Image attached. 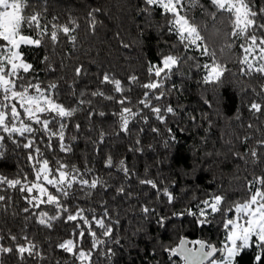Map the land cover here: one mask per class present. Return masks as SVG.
<instances>
[{
	"label": "trees",
	"instance_id": "trees-1",
	"mask_svg": "<svg viewBox=\"0 0 264 264\" xmlns=\"http://www.w3.org/2000/svg\"><path fill=\"white\" fill-rule=\"evenodd\" d=\"M30 3L38 7L40 0H30ZM201 3L208 12L215 11L209 0ZM255 3L257 7H264V0H255ZM93 8L102 10L96 14L99 23L95 31L91 30L87 15ZM143 8V0H47L44 22L57 17L55 23L65 24L71 17L79 25L73 33L77 37L75 45L61 35L55 45L46 40L39 48L23 46L26 59L35 69L25 82L35 78L44 86L56 83L59 101L66 106L76 107L81 92L85 93L84 99L92 101L91 105L81 106L68 121L66 137L76 136L71 142V153L61 152L55 139L49 150L46 138L40 142L41 133H37V143L53 167L57 160L74 164L81 170L88 167L93 170L91 175L105 182L94 190L74 188L73 194L64 201L72 212L80 207L102 216L105 208L108 210L106 222L114 229L112 240L118 239L120 243L110 240L98 249L93 264H183L180 257L166 251L176 247L181 238L191 247H197L191 243L197 240L219 246L224 239L222 214L210 217L212 222L205 225L197 223L198 216L178 214L187 213L188 209L196 212L197 205L212 194L226 197L222 206L226 210L247 197V181L264 176V146L258 144L264 140V112L250 110L253 102L264 105V93H261L264 77L241 74L239 41L231 50L226 47L231 42L226 36L230 31L228 16L218 14L213 20L200 8L193 11L202 26L205 42L229 71L219 84L205 85L202 71L195 68L189 71L191 62L184 65L185 75H173L165 88L175 84L177 89L160 101L153 100L161 108L171 105L176 109L175 115L166 114L161 123L138 101L144 95L142 85L149 80V62H157L161 52L174 51L170 46L176 44V37L167 31L166 19L159 9L147 14L141 11ZM258 22L264 23V18ZM26 32L34 35L31 29ZM179 50L183 52L182 48ZM188 55H196L201 63L209 59L195 52ZM45 56L49 58L47 62ZM79 65L84 66L86 74L76 77L74 68ZM105 72L122 81L126 89L123 95L130 100L125 106L142 109V115L130 122L128 132L120 130L118 117L113 115L120 110L116 100L121 94L115 93L110 84H100ZM132 75L138 78L136 83L129 81ZM97 89L114 96L115 100L88 95ZM89 111H103L105 116L93 115L89 119ZM142 117H147V122ZM76 123L81 126L79 131L74 127ZM153 128L159 131L153 132ZM101 131L105 133L103 143H99ZM17 139L21 145L25 142L23 138ZM252 149L259 153L256 160L250 155ZM4 151L0 175L17 178L27 174L28 180L34 179L28 149L6 139ZM109 155L116 165L111 168L105 167ZM121 160L130 175L119 170ZM145 179L156 181L158 188L139 182ZM120 187L125 189L123 193L118 192ZM165 187L174 196L172 203L160 191ZM0 195L8 197L6 202H0V236L3 237L0 243L14 247L16 243H25L26 235L43 255V259L26 256L21 261L11 253L0 256L3 264H76L72 256L56 246L64 239L75 238L76 222L66 223L61 219L52 229H47L37 223L36 214L39 211L55 214L53 207L43 205L24 213L23 209L29 207L25 193L0 186ZM143 207L151 212L144 214ZM86 215L91 218L92 213L86 212ZM162 217L165 218L163 226L158 223ZM96 231L99 235L101 230ZM9 234L17 236V241H12ZM82 246L90 248L91 238L86 236ZM108 247L116 253L111 260L103 254ZM255 251V248L246 250L239 264H254Z\"/></svg>",
	"mask_w": 264,
	"mask_h": 264
},
{
	"label": "snow or ice",
	"instance_id": "snow-or-ice-1",
	"mask_svg": "<svg viewBox=\"0 0 264 264\" xmlns=\"http://www.w3.org/2000/svg\"><path fill=\"white\" fill-rule=\"evenodd\" d=\"M215 11L208 12L201 3V0H143L144 13L151 14L155 9L161 11L166 19L167 31L175 35L176 44L170 47L174 51L161 52L158 61L149 62V80L142 87L145 89L143 98L138 101L143 108L150 109L151 113L163 123L166 114H176V109L171 105L164 108L153 104V100L160 101L177 89L175 84L165 90L166 85L172 80L173 75H185L182 71L184 65H189L198 71L203 72L202 83L205 85H217L221 82L225 73L229 71L225 64L217 58V53L205 42L202 35V26L192 14L196 8H200L213 20L218 14L228 16L230 31L226 34L231 41L226 47L231 50L237 41L241 55L238 63L241 65L240 72L244 75L258 74L264 77V23L258 22L264 18V7H257L255 0H209ZM100 8L91 9L87 15L89 26L95 31L96 14L101 12ZM47 0H40L39 6H34L30 0H0V158L5 155L4 142L11 139L17 146L29 150L28 160L31 163L33 180H28L27 174L22 177L9 178L0 175V186H7L9 189H18L25 193L24 199L29 207L23 209L28 213L30 209H40L43 205L54 208L55 214L50 215L47 211H39L36 214L37 223L41 226L52 229L54 223L64 219L65 222H76L73 229L75 238H68L60 241L56 246L73 257L76 264H93V256L98 249L106 245L110 240L114 244L120 241L112 240L113 227L108 219V210L105 208L102 216H97L93 210L77 207L75 212L70 211L64 201L73 194L74 188L81 190H94L104 186V181L91 175L93 170L85 167L81 170L74 164H68L57 160L55 167L44 156L37 140V133L40 142L46 138V147L52 149V141L55 139L60 151L68 154L73 151L72 141L76 136L66 137L68 121L81 110V106L91 105V100H86L84 92L80 93L76 107L66 106L59 101L57 94L58 85L49 83L44 86L41 82L26 80L28 74L35 71L33 64L25 57L23 46L42 47L45 41L52 45L59 42L61 35L66 37L75 45L77 37L73 35L79 25L75 20L69 18L68 23H55L58 18L53 17L52 21L46 20ZM26 29H31L34 35L27 34ZM124 47H128L127 44ZM180 48L183 52H180ZM223 51V49H221ZM190 52L198 53L200 57H208V61L201 63L196 55H188ZM45 56V62L48 61ZM76 77L86 74L83 65L74 68ZM129 81L136 83L138 78L130 76ZM100 84H110L115 93H120L121 98L116 100L121 107L118 113H113L119 120V127L122 132H128L129 124L137 116L142 115V109L133 110L125 106L130 103L129 97L123 95L126 91L122 81L112 74L105 72L100 78ZM261 93H264V85H261ZM92 97H102L105 100H115L114 96L106 95L104 91L97 89L88 93ZM75 96V92H73ZM250 110L254 113L264 112V105L253 102ZM93 115L105 116L103 111L98 113L89 111V119ZM147 122V117H142ZM195 119V117H193ZM76 131L80 130V124L74 125ZM252 127V125H249ZM153 132H158L156 128ZM171 132V129H168ZM105 133L100 132L99 143H103ZM17 138H23L24 143H18ZM174 140L175 137L173 136ZM247 139V137H245ZM139 143V141H137ZM264 146V140L258 141ZM253 160L259 157L256 149L250 151ZM113 159L109 155L105 160V167H114ZM119 170L126 176L130 175L128 167L123 160L119 161ZM141 184L150 185L157 189L156 181L145 179L139 181ZM248 194L243 201H237L226 210L222 207L226 197L221 194H212L197 205V211L191 209L187 213L178 215L198 216L197 223L200 225L209 224L210 217L222 214L220 221L224 230V239L219 246L211 242L197 240L191 243L197 247H189L184 238L179 244L170 249L172 256H178L183 264H239L242 254L251 248H255L254 264H264V176L254 177L247 181ZM51 189V190H50ZM125 189L120 187L118 192L123 193ZM162 194L167 197L168 202L174 200L173 194L168 188H163ZM86 194H90L86 193ZM8 197L0 195V202H6ZM91 212V218L86 215ZM142 212L148 214L151 209L143 207ZM234 213V215H229ZM176 215V214H174ZM165 218H160L158 223L163 226ZM118 223V221H117ZM96 229L101 230L97 234ZM91 238V247L85 249L82 242L85 237ZM12 241H17V236L9 234ZM3 237L0 236V240ZM25 243H16L14 247H6L0 243V256L15 253L23 261L25 257L43 259L38 245L26 235L23 237ZM108 260H111L116 253L111 247L106 248L103 253ZM0 264L3 261L0 260Z\"/></svg>",
	"mask_w": 264,
	"mask_h": 264
},
{
	"label": "water",
	"instance_id": "water-1",
	"mask_svg": "<svg viewBox=\"0 0 264 264\" xmlns=\"http://www.w3.org/2000/svg\"><path fill=\"white\" fill-rule=\"evenodd\" d=\"M186 240V239H185ZM187 241V240H186ZM189 247H191V246H189ZM192 248H194V247H192Z\"/></svg>",
	"mask_w": 264,
	"mask_h": 264
}]
</instances>
